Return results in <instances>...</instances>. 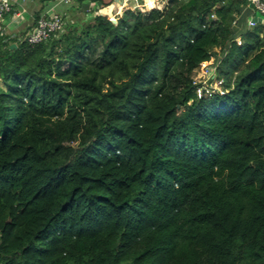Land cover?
I'll return each instance as SVG.
<instances>
[{
  "label": "trees",
  "instance_id": "1",
  "mask_svg": "<svg viewBox=\"0 0 264 264\" xmlns=\"http://www.w3.org/2000/svg\"><path fill=\"white\" fill-rule=\"evenodd\" d=\"M169 2L0 36V264H264V23Z\"/></svg>",
  "mask_w": 264,
  "mask_h": 264
},
{
  "label": "built area",
  "instance_id": "2",
  "mask_svg": "<svg viewBox=\"0 0 264 264\" xmlns=\"http://www.w3.org/2000/svg\"><path fill=\"white\" fill-rule=\"evenodd\" d=\"M29 0H0V36L6 35L9 38L7 41L17 39L18 41H27L30 44H37L44 40L49 39L52 35L64 32L66 21L64 17L58 11H46L42 13L35 21V26L32 30L22 34H5L7 27L14 21L19 20L21 13L26 12L25 5ZM49 3L58 1L60 3H68L69 0H45ZM128 1V0H127ZM137 1V0H135ZM253 5L254 11L256 10L262 16H264V2L262 0H250ZM250 26H255L257 22H254V18H250L248 21ZM211 62V61H210ZM202 67V68H201ZM200 68L204 71L206 77H210L212 73H215L216 68L209 62L201 64ZM199 68V69H200ZM194 84L198 86L197 94L201 98L203 96H212L216 89L207 87V84L194 81ZM223 85V80L221 83Z\"/></svg>",
  "mask_w": 264,
  "mask_h": 264
},
{
  "label": "rangeland",
  "instance_id": "3",
  "mask_svg": "<svg viewBox=\"0 0 264 264\" xmlns=\"http://www.w3.org/2000/svg\"><path fill=\"white\" fill-rule=\"evenodd\" d=\"M108 1V3H113V4H116V11L115 13L110 16L109 18L111 20H116L120 17H122L124 15V13L126 11H134V12H137V11H141L143 13H148L149 11H151L152 9H165L163 11H166L168 9V7L170 6V2L169 0H153V5L150 6L148 5L147 3L144 2V0H137L135 1V5L131 4V6H129V2L127 0H121V1H124L123 5L120 7L119 6V3H118V0H106ZM64 3V2H63ZM132 3V2H131ZM104 5V4H103ZM107 5V4H105ZM110 5V4H109ZM99 8H101V5L99 6ZM91 9H87V12H78V11H74L72 14H64L62 12H59L63 17L69 19L68 21H66V23L68 22H76V21H79V20H88L89 18L93 17L94 15L96 14H99L100 12H95L94 14H89L88 11H90ZM97 10V8L95 9ZM50 11H55L54 9L53 10H50ZM89 14V15H88ZM102 14V13H100ZM250 15L251 16V19L252 17L254 18V22H261V23H264V19L261 18L262 15H259L260 17H256L255 14H254V10H249L247 16ZM256 23V24H257ZM239 25V23H236L235 24V28L237 29L236 33L234 34L235 35V38L236 40L238 41L239 44L242 43L241 41V37H239L240 33H244V30H247L249 29L250 27H254V26H250L249 23L245 24L244 27H237ZM239 28L243 31H240ZM214 54L213 55V59L212 61L210 62L209 61V64H213L214 67H217L218 68V65L220 64V61L223 57L222 56V51L219 49V48H216L214 50ZM202 68V67H201ZM199 69L195 74H194V81H196L197 83H200V82H203L205 84H207V87H211L213 86L214 89H216V91H222L223 90V85L220 84L221 83V78H217L216 76V71H217V68H216V71L215 73H212V75L210 77H206V75L204 74V71L202 69Z\"/></svg>",
  "mask_w": 264,
  "mask_h": 264
},
{
  "label": "crops",
  "instance_id": "4",
  "mask_svg": "<svg viewBox=\"0 0 264 264\" xmlns=\"http://www.w3.org/2000/svg\"><path fill=\"white\" fill-rule=\"evenodd\" d=\"M128 2L129 6H131V4H136L135 0H128ZM144 2L150 6H152L154 3L153 0H144ZM100 5L101 8H99ZM25 8L26 12L21 13L22 15L20 16L19 20L14 21L7 27L5 34L10 35L13 33H17L23 35L27 31L32 30L35 26L36 17L40 16L42 13L48 10L50 11L54 9L55 11L70 15L74 11L87 12V9H91L90 11H88L91 12L92 10H95L97 8L96 12L99 11L100 13L106 14L110 17L116 11V4H113L111 2L108 3V1L106 0H69L68 3H60L58 1L49 3L43 0H29L26 3Z\"/></svg>",
  "mask_w": 264,
  "mask_h": 264
},
{
  "label": "water",
  "instance_id": "5",
  "mask_svg": "<svg viewBox=\"0 0 264 264\" xmlns=\"http://www.w3.org/2000/svg\"><path fill=\"white\" fill-rule=\"evenodd\" d=\"M114 22L116 21V20H113ZM17 47V45L16 44H13L12 46H11V49H14V48H16Z\"/></svg>",
  "mask_w": 264,
  "mask_h": 264
}]
</instances>
